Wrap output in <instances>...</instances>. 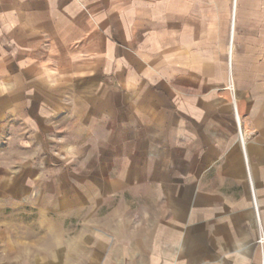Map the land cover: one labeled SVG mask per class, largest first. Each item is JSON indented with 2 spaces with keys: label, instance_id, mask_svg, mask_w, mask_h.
<instances>
[{
  "label": "crops",
  "instance_id": "obj_1",
  "mask_svg": "<svg viewBox=\"0 0 264 264\" xmlns=\"http://www.w3.org/2000/svg\"><path fill=\"white\" fill-rule=\"evenodd\" d=\"M210 1L0 0V138L5 124L34 129L39 122L36 138L50 145L44 117L69 123L74 139L65 145L84 153L76 175L97 200L168 193L173 175L190 188L189 231L182 240L167 232L176 227L171 220L158 235H146L143 264H259L254 244L235 250L227 243L247 241L239 221L252 233L258 223L264 229V76L258 73L264 61L251 62L238 107L233 99L247 133L243 155L230 108L216 102L224 95L217 88L221 69L211 60ZM232 13L234 28L235 8ZM228 153L235 172L225 168L219 176L239 178L244 195L231 234L219 218L211 231L209 190L202 193L207 206L204 197L201 207L194 201L196 179L208 177ZM180 240L191 244L169 253L167 243Z\"/></svg>",
  "mask_w": 264,
  "mask_h": 264
},
{
  "label": "rangeland",
  "instance_id": "obj_2",
  "mask_svg": "<svg viewBox=\"0 0 264 264\" xmlns=\"http://www.w3.org/2000/svg\"><path fill=\"white\" fill-rule=\"evenodd\" d=\"M210 13L211 60L212 65H216L214 69H221L222 80L217 88L224 95L221 103L216 102L230 108L244 155L239 127L244 138L247 133L240 112L239 120L236 117L233 99L238 107L239 92L244 95L250 85L246 77L251 74V62L264 61V0L243 3L242 7L239 0H211ZM229 53H233L230 66L227 64ZM258 73L264 76V65ZM44 99H37L40 106ZM51 101V105L58 104L57 99ZM44 120L50 127L46 129L50 145L40 144L36 138L39 122L34 124V129L26 123H19L18 129L5 124L1 134L0 264H143L144 255L140 251L147 250L146 235H158L166 227L164 223L171 220L176 227H166L167 232L183 239L182 235L189 231L187 220L192 204V193L183 178L173 175L167 179L172 187L168 193L158 189L149 194L118 193L112 199L100 195L97 200L82 182L83 178L76 175V166L84 163V153L80 150L77 153L74 146L65 145L74 137L69 123L55 122L53 116L44 117ZM215 139L218 142V138ZM233 157L228 153L225 162L214 163L208 177L195 181L196 206H202L203 197L207 206L208 195L202 193L204 190L210 192L212 232L218 228L219 218L224 219L228 234L235 233L238 228L235 218L243 214L238 207L244 196L241 180L219 176L225 168L228 175L234 174ZM247 170L244 156L243 179L252 203L253 189L252 184H248ZM255 212L257 218V210ZM198 217H202V212ZM239 223H242L247 241L228 242V249L246 250L254 244L259 264H264V229L258 223L252 233L246 220ZM198 228L203 233V227ZM190 229L192 231V227ZM181 240L168 242V252L175 254L178 248L191 244Z\"/></svg>",
  "mask_w": 264,
  "mask_h": 264
},
{
  "label": "bare ground",
  "instance_id": "obj_3",
  "mask_svg": "<svg viewBox=\"0 0 264 264\" xmlns=\"http://www.w3.org/2000/svg\"><path fill=\"white\" fill-rule=\"evenodd\" d=\"M234 10V9H233ZM232 16H233V13H232ZM233 18V17H232ZM233 20V19H232ZM231 20V21H232ZM232 23V22H231ZM233 37V23H232V26H231V38ZM229 55H231V53H229ZM241 135H242V133H241ZM240 139V138H239ZM241 141L243 142V135H242V137H241ZM243 144V143H242ZM248 172V171H247ZM247 176H249V175H247ZM251 197H252V202H253V205H254V210H256V206H255V199H254V195L252 194L251 195Z\"/></svg>",
  "mask_w": 264,
  "mask_h": 264
},
{
  "label": "built area",
  "instance_id": "obj_4",
  "mask_svg": "<svg viewBox=\"0 0 264 264\" xmlns=\"http://www.w3.org/2000/svg\"><path fill=\"white\" fill-rule=\"evenodd\" d=\"M234 109H235V106H234ZM235 114H236V117H237L236 109H235ZM237 119H238V117H237ZM238 132H239V135H240L239 137H240V139H241L242 135H241L240 127H239V129H238Z\"/></svg>",
  "mask_w": 264,
  "mask_h": 264
}]
</instances>
